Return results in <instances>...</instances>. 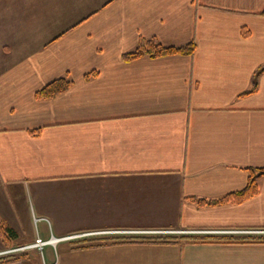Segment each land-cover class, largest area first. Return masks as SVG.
Here are the masks:
<instances>
[{
  "label": "crops",
  "instance_id": "0c3cea01",
  "mask_svg": "<svg viewBox=\"0 0 264 264\" xmlns=\"http://www.w3.org/2000/svg\"><path fill=\"white\" fill-rule=\"evenodd\" d=\"M142 38L195 50L126 60ZM249 168H264V0H0V233L21 241L0 236L2 264H264V243L238 242L264 234L231 232L264 229V174L252 197L199 202L244 189ZM104 230L182 233L62 239Z\"/></svg>",
  "mask_w": 264,
  "mask_h": 264
},
{
  "label": "trees",
  "instance_id": "16d2710c",
  "mask_svg": "<svg viewBox=\"0 0 264 264\" xmlns=\"http://www.w3.org/2000/svg\"><path fill=\"white\" fill-rule=\"evenodd\" d=\"M195 50V42H191L182 46H166L162 44L157 38H142L135 49L126 52L123 57L126 60H134L143 56L149 57H161L175 54H191ZM254 80V84H256ZM71 84V80L66 77L55 79L43 88L37 91L36 96L38 98H52L68 89ZM250 179L247 186L237 192L229 193L221 198L212 200H199L201 204H220L226 202H238L246 198L254 196L258 192L257 178L264 174V168H249ZM0 228H3L0 222ZM8 229V228H5ZM10 231V230H8ZM181 237L192 238L191 241H215L223 238H217L214 235L199 236L197 234H185ZM178 235L174 234H152V235H137V236H111L108 238H102L91 241L89 239H79L72 241V248L74 249H86L92 247H100L105 245L114 244H173L177 242ZM89 240V241H88ZM238 242L242 243H264V235H246L243 238L238 239ZM11 259H0V264L9 262Z\"/></svg>",
  "mask_w": 264,
  "mask_h": 264
},
{
  "label": "built area",
  "instance_id": "2783aa9c",
  "mask_svg": "<svg viewBox=\"0 0 264 264\" xmlns=\"http://www.w3.org/2000/svg\"><path fill=\"white\" fill-rule=\"evenodd\" d=\"M212 230H208V231H204V232H211ZM186 233H193L196 232L194 230H187L185 231ZM214 232H219L218 230H214ZM231 232H241V233H261L264 234V229H246V230H232ZM115 233H162V234H166V233H173V230H150V231H123V230H104V231H98V232H88V233H79V234H73L67 237H64L66 239H77L80 237H83L85 235H89V234H115ZM54 238V237H52ZM48 240V242H52L53 239ZM47 241L43 240L42 238H39L36 245L40 248H43V245L48 243ZM26 248V247H24ZM11 250H5L1 253H6V252H10Z\"/></svg>",
  "mask_w": 264,
  "mask_h": 264
},
{
  "label": "rangeland",
  "instance_id": "374dc122",
  "mask_svg": "<svg viewBox=\"0 0 264 264\" xmlns=\"http://www.w3.org/2000/svg\"><path fill=\"white\" fill-rule=\"evenodd\" d=\"M41 228H42V224L41 223H37L36 221H35V218H33L32 219V224H29V226H28V228H27V230H26V233H22V234H20V238L21 239H26V238H31L34 234H35V232H37V230H41ZM211 232H214V230H212ZM179 233H182L181 231H173V233H170V234H174V235H178ZM142 234H147V233H142ZM148 234H153V233H148ZM159 234H161L162 235V233H159ZM169 234V233H168ZM103 235V234H102ZM0 236L1 237H3V238H9V239H11V240H14L15 241V238H14V236H13V234H10V233H0ZM68 236H70V235H68ZM65 237H67V236H65ZM40 237H37L36 238V240L34 241V243L33 244H30V245H28V246H35L36 245V243H37V241H38V239H39ZM52 238V237H51ZM50 238V239H51ZM50 239H48V240H50ZM62 239H66V238H62ZM44 240V239H43ZM48 240H45V241H47L48 242ZM66 240H72V239H66ZM15 242H17V243H20L21 241L20 240H16ZM28 246H25V247H28ZM37 246V245H36ZM40 248V247H39ZM3 251H5V250H2V251H0V252H3Z\"/></svg>",
  "mask_w": 264,
  "mask_h": 264
},
{
  "label": "bare ground",
  "instance_id": "6f19581e",
  "mask_svg": "<svg viewBox=\"0 0 264 264\" xmlns=\"http://www.w3.org/2000/svg\"><path fill=\"white\" fill-rule=\"evenodd\" d=\"M53 241L52 242H57L58 238H52ZM60 240V239H59ZM52 242H48V243H52Z\"/></svg>",
  "mask_w": 264,
  "mask_h": 264
}]
</instances>
